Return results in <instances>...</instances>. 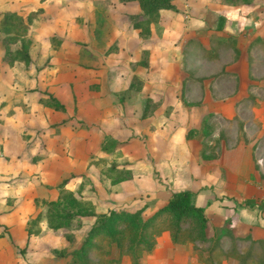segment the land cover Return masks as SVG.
<instances>
[{
	"label": "rangeland",
	"instance_id": "obj_1",
	"mask_svg": "<svg viewBox=\"0 0 264 264\" xmlns=\"http://www.w3.org/2000/svg\"><path fill=\"white\" fill-rule=\"evenodd\" d=\"M173 1L196 33L185 34L183 49L175 35L171 44L160 40L161 15L151 24L155 36L138 35L135 0H0V14L42 9L28 36V66L2 59L0 36V264H68L66 252L80 244L93 217L57 228L42 215L32 223L62 186L92 199L96 212L150 201L147 216L184 178L200 175L196 162L209 181L224 179L230 154H239L242 168L250 149L256 169L248 179L264 187V0ZM172 16L163 21L178 33L182 19ZM199 18L203 23L192 24ZM48 93L63 109L39 100ZM103 139L118 144L103 151ZM223 148L229 152L218 176L213 163ZM111 163L122 169L117 182L104 169ZM256 203L260 208L261 198ZM27 227L38 232L27 234ZM160 235L159 248L141 264H178L209 245L167 247ZM229 245L253 264L264 262V238ZM120 264L130 262L123 256Z\"/></svg>",
	"mask_w": 264,
	"mask_h": 264
},
{
	"label": "trees",
	"instance_id": "obj_2",
	"mask_svg": "<svg viewBox=\"0 0 264 264\" xmlns=\"http://www.w3.org/2000/svg\"><path fill=\"white\" fill-rule=\"evenodd\" d=\"M135 1L139 12L132 17L131 25L138 29L140 37L149 35L151 24L158 20L161 10H178L173 0ZM225 1L237 3L239 0ZM41 11L38 7L25 13L17 9L1 12L0 36L5 45L2 59L7 63L13 60L26 66L31 63L28 36L33 20ZM8 43H18V46L9 48ZM39 100L53 109L61 110L64 107L63 103L50 93ZM117 144V140L103 139L99 148L112 151ZM104 169L110 174L111 182H117L122 177V169L118 168L116 163H111ZM67 178L62 179V182L67 181ZM192 197V191L189 189L173 190L165 202L147 216H144L142 211L150 201H144L134 209L120 208L96 212L92 199L75 194L62 186L58 190L57 198L46 201L44 212L38 213L32 223H37L42 215L48 227L57 228L66 226L70 220L80 216L93 217L80 244L66 252L68 264H120L123 256L128 258L130 264H141V257L152 250L156 245L155 237L163 231L167 232L172 243L208 242L206 252L194 251L197 259L204 264H253L250 258L243 256L234 245L222 249L221 234L206 235L204 208L192 202ZM37 232V229L27 227V234ZM237 238L239 237H235Z\"/></svg>",
	"mask_w": 264,
	"mask_h": 264
},
{
	"label": "crops",
	"instance_id": "obj_3",
	"mask_svg": "<svg viewBox=\"0 0 264 264\" xmlns=\"http://www.w3.org/2000/svg\"><path fill=\"white\" fill-rule=\"evenodd\" d=\"M181 5L185 7V4H181ZM176 7L178 8L177 11L171 9H163L160 11L161 21L159 20L158 22L163 24L164 27L166 28V29L164 28L163 30V32H165L166 34V37L160 38V40L164 39L166 42H169L171 44L172 41L170 34L175 35L174 41L175 39L178 40L177 44L180 45L183 49L185 48L186 45L184 41L186 39L185 34L187 33L193 34L194 32L193 30L189 29L191 28V26H189L190 21L183 20L181 15L178 13V12H182V7H179L178 5H176ZM166 14H169V16L172 14L173 15L172 17H174L175 19L178 17L182 19V23L178 22V25H181L179 26L178 33L173 28L171 29L169 27L168 25L169 23L163 21L164 16H166ZM203 21H204L203 19L199 18V19H194V21L191 22L192 24L195 22H197L196 24H198V23H203ZM194 28H197V26L195 25ZM151 32H153L152 34L155 36V32L153 30H151ZM195 35L196 33H194V36ZM197 38H199L200 42L203 43L202 40L203 37L198 35ZM165 46L164 47L162 46L163 47L162 50L166 49L165 51H168V49ZM179 56L181 57V53H179ZM227 152H229V149L223 148L222 153L220 155L222 159H218L215 161V163H213V166L215 167L214 169H216L217 170L216 172H218V176L220 173L219 166L223 167L225 163L224 161L227 160L225 158L227 157ZM238 156H239L238 153L232 152L230 154L227 163L229 164V168L231 172L227 173L224 179L217 177L209 181L208 178L202 176V172H201L203 170L202 164L200 162L199 163L196 162V164L200 165L199 167L200 175L198 174L193 181L184 178L185 183L186 182L187 183L184 184L183 187L175 188L177 190L189 189L190 191L195 192L194 203L196 202L195 204L201 205L204 208V214L206 217L205 233L207 236H211L214 233L221 234V239L223 241L221 247L224 250L226 248L227 249L229 248L230 246L229 243L232 240H234L235 237L250 236L251 238L254 239L264 238V187H262V185L260 186L258 184V181H255L253 179H248V172L251 173L253 169H256V167L254 168V165L250 160V149H248L246 153L247 159L241 160L242 162H244L242 168L239 164L240 162L239 160L241 158ZM243 156H245V153L243 154ZM233 173L236 176L233 177L234 175ZM238 174L242 176L240 177L238 176ZM205 188H207V190H205ZM168 196L166 197V199L168 198ZM258 198H261L262 200V206L260 208H258L256 203ZM202 200L203 202H201ZM245 200H248L249 202H245ZM161 235L164 238L165 242H167V243L165 242L163 243L164 245H168L167 247H171L172 245L175 246L181 245L178 243H172L166 231H163ZM159 244H160L159 241H157L156 246L153 249L155 248L158 249ZM160 249H163V245L160 247ZM186 254H184L183 257ZM150 256L151 255L148 254V258ZM150 260L152 262L151 264H166L164 260H161L159 258L156 259L154 258ZM150 260H148L147 262H149ZM167 263L170 264V262ZM178 264H204V263L199 261L197 257L190 256L188 259L185 258V260L179 261Z\"/></svg>",
	"mask_w": 264,
	"mask_h": 264
}]
</instances>
